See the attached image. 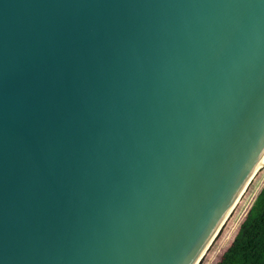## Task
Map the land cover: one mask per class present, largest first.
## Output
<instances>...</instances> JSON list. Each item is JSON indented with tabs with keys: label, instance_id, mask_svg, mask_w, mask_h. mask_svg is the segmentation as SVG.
I'll list each match as a JSON object with an SVG mask.
<instances>
[{
	"label": "water",
	"instance_id": "obj_1",
	"mask_svg": "<svg viewBox=\"0 0 264 264\" xmlns=\"http://www.w3.org/2000/svg\"><path fill=\"white\" fill-rule=\"evenodd\" d=\"M264 159V0H0V264H198Z\"/></svg>",
	"mask_w": 264,
	"mask_h": 264
},
{
	"label": "trees",
	"instance_id": "obj_2",
	"mask_svg": "<svg viewBox=\"0 0 264 264\" xmlns=\"http://www.w3.org/2000/svg\"><path fill=\"white\" fill-rule=\"evenodd\" d=\"M216 264H264V185Z\"/></svg>",
	"mask_w": 264,
	"mask_h": 264
},
{
	"label": "rangeland",
	"instance_id": "obj_3",
	"mask_svg": "<svg viewBox=\"0 0 264 264\" xmlns=\"http://www.w3.org/2000/svg\"><path fill=\"white\" fill-rule=\"evenodd\" d=\"M264 160V159H263ZM264 185V161L260 169L256 172L240 201L234 210L229 214L228 218L220 228L215 239L212 241L198 264H216L222 253L232 243L237 234L245 216L254 202L261 187Z\"/></svg>",
	"mask_w": 264,
	"mask_h": 264
},
{
	"label": "bare ground",
	"instance_id": "obj_4",
	"mask_svg": "<svg viewBox=\"0 0 264 264\" xmlns=\"http://www.w3.org/2000/svg\"><path fill=\"white\" fill-rule=\"evenodd\" d=\"M263 161H264V160H263ZM263 161L259 164V166H258L257 170L255 171L254 175H255L256 172L260 169V167L262 166ZM254 175L252 176V178L254 177ZM252 178L250 179V181L252 180ZM250 181H249V183H250ZM249 183H248V184H249ZM248 184H247V186H248ZM247 186L245 187V189L247 188ZM245 189H244V190L242 191V193L240 194L238 200H237L236 203L234 204V206H233V208L231 209L230 213L234 210L235 206H236V205L238 204V202L240 201V199H241L243 193L245 192ZM230 213H229V214H230ZM229 214L227 215L226 219L228 218ZM226 219L224 220V222L226 221ZM223 224H224V223H223ZM217 234H218V233H217ZM215 237H216V236H215ZM214 239H215V238H214ZM214 239H213V240H214ZM213 240H212V241H213ZM211 243H212V242H211ZM209 246H210V245H209Z\"/></svg>",
	"mask_w": 264,
	"mask_h": 264
}]
</instances>
